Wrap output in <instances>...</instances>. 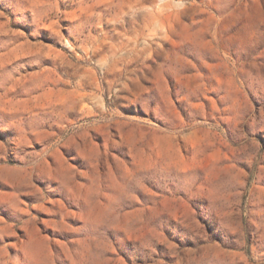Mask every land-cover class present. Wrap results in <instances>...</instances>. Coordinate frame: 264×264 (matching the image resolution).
<instances>
[{"label": "rangeland", "instance_id": "1", "mask_svg": "<svg viewBox=\"0 0 264 264\" xmlns=\"http://www.w3.org/2000/svg\"><path fill=\"white\" fill-rule=\"evenodd\" d=\"M0 264H264V0H0Z\"/></svg>", "mask_w": 264, "mask_h": 264}]
</instances>
